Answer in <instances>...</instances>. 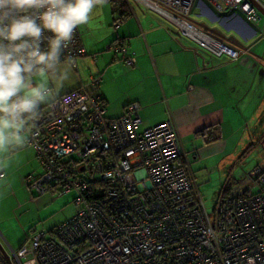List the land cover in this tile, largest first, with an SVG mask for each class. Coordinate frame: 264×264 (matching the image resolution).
Instances as JSON below:
<instances>
[{"label": "built area", "instance_id": "1", "mask_svg": "<svg viewBox=\"0 0 264 264\" xmlns=\"http://www.w3.org/2000/svg\"><path fill=\"white\" fill-rule=\"evenodd\" d=\"M123 1L161 14L215 57L236 59L243 52L191 20L195 0ZM205 1L218 13L241 14L249 22L259 17L252 2L264 7L260 0ZM112 47L133 64L134 53L122 41ZM85 54L77 28L64 55L74 66ZM62 96L67 101L45 111L25 142L43 167L28 182L37 194L73 189L79 207L49 230H32L9 255L12 264H264L261 166L219 193L209 214L171 120L140 128L137 102L108 116L101 96L86 85ZM89 180L97 181L92 189Z\"/></svg>", "mask_w": 264, "mask_h": 264}, {"label": "crops", "instance_id": "2", "mask_svg": "<svg viewBox=\"0 0 264 264\" xmlns=\"http://www.w3.org/2000/svg\"><path fill=\"white\" fill-rule=\"evenodd\" d=\"M110 5L101 22L78 27L86 54L76 59L70 72L73 86L68 89L86 85L101 96L111 117L121 115L129 102H137L140 128L171 120L197 189L196 169L204 170L206 179L220 189L223 175L227 178L231 169L228 164L248 147L262 146L264 30H255L240 14L242 18L236 13H218L207 1L195 0V15L216 20L237 35L224 34L202 22L196 24L243 50L236 59L215 57L181 35L179 28L159 13L123 0ZM252 39L247 46L242 43ZM117 41L134 53L132 65L114 52L112 45ZM78 67L88 76L78 72ZM91 77L98 83L92 85ZM6 179L5 169H1L0 182ZM1 225L8 230L9 223H0L2 231ZM4 230L1 234L10 241Z\"/></svg>", "mask_w": 264, "mask_h": 264}, {"label": "clouds", "instance_id": "3", "mask_svg": "<svg viewBox=\"0 0 264 264\" xmlns=\"http://www.w3.org/2000/svg\"><path fill=\"white\" fill-rule=\"evenodd\" d=\"M100 0H0V149L25 144L67 97L73 61L64 49Z\"/></svg>", "mask_w": 264, "mask_h": 264}, {"label": "rangeland", "instance_id": "4", "mask_svg": "<svg viewBox=\"0 0 264 264\" xmlns=\"http://www.w3.org/2000/svg\"><path fill=\"white\" fill-rule=\"evenodd\" d=\"M261 1L264 5V0ZM108 7H111L110 1L100 0L99 9L98 11L94 10L89 23L95 24L96 21L101 22V16H103V13H107ZM190 18L195 24L202 22L207 24L208 27L223 30L224 34L237 35L235 31L226 30L218 21H211L205 16H197L191 13ZM249 24L255 30L256 28L264 30V17L259 16V19L249 22ZM253 39L242 40V43L247 46ZM78 72L84 73L85 77L89 74L88 72H81L80 68ZM77 74V72L74 73L76 76ZM69 76L70 81L63 91H67L69 90L68 88L73 86L74 76L72 73H69ZM251 151L241 162L236 158L228 164L229 166L231 165L228 175L231 179H241L245 176L246 169L255 163H258L264 169L263 147L257 145ZM238 152L242 151L238 150ZM0 168L5 169V176L7 177L5 181L0 182V223H9L8 230H4L3 225H1V228L4 230V233L8 232L10 240L8 241L1 234L3 230H0V243L5 252L11 256L12 251L17 250L19 244L26 240L27 235L30 236L34 231H46L53 224L72 216L79 205L74 202L75 191L73 189L61 194H57V191L52 190H46L37 194L27 185L30 175L38 176L43 172V167L37 157L36 150L31 144L25 143L24 147L18 150H15L14 147L0 149ZM195 171L196 183L199 186V196L204 203L206 211L211 214L220 189L213 185V180L209 182L206 179V172L204 170L196 169ZM224 180L225 174L221 182ZM24 228L26 231H24Z\"/></svg>", "mask_w": 264, "mask_h": 264}, {"label": "trees", "instance_id": "5", "mask_svg": "<svg viewBox=\"0 0 264 264\" xmlns=\"http://www.w3.org/2000/svg\"><path fill=\"white\" fill-rule=\"evenodd\" d=\"M110 1L111 3H115L117 0H108ZM262 146H263V149H264V136L262 137ZM251 147H248L244 153L238 158V161L241 162L243 159H245L246 156H248L250 153H251ZM259 164L258 163H255V164H252V166H250L248 169H246V172L249 171L251 168L255 167V166H258ZM31 177V176H29ZM36 177V176H35ZM239 180H235V179H231L229 178V176L227 178H225V180L222 182L221 184V187H220V190H219V193H226L229 189H231L233 186H235L237 183H238ZM95 182H97L96 180H89V188L92 189V187L95 186ZM27 185L29 186V182L27 183ZM218 193V194H219ZM217 194V195H218ZM96 197V194H94ZM63 221V220H62ZM51 229V228H50Z\"/></svg>", "mask_w": 264, "mask_h": 264}, {"label": "water", "instance_id": "6", "mask_svg": "<svg viewBox=\"0 0 264 264\" xmlns=\"http://www.w3.org/2000/svg\"><path fill=\"white\" fill-rule=\"evenodd\" d=\"M253 5L256 7V9L258 10L259 16L264 17V7H262L259 3L257 2H252ZM238 17L242 18L240 15L237 14ZM234 40V42H238L237 39H235L234 37H230ZM231 40V39H230ZM0 258L3 259L5 261L6 264H12L9 258V255L5 252V250L3 249V246L0 243Z\"/></svg>", "mask_w": 264, "mask_h": 264}]
</instances>
